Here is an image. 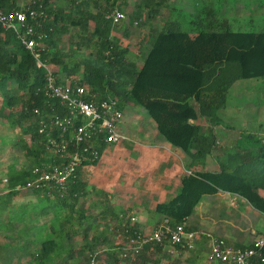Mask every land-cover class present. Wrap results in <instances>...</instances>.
I'll return each mask as SVG.
<instances>
[{"label": "trees", "instance_id": "trees-1", "mask_svg": "<svg viewBox=\"0 0 264 264\" xmlns=\"http://www.w3.org/2000/svg\"><path fill=\"white\" fill-rule=\"evenodd\" d=\"M167 4L168 0H141L128 14L133 26L149 28L136 44L141 65L130 44L113 36L125 19L113 22L108 17L116 8L125 12L127 0H0V10L38 11L41 27L37 29L46 34L41 58L54 75L89 87L98 102L115 101L122 114L129 106L144 107L158 133L191 154L194 162L215 154L216 114L226 107L231 87L241 79L264 77V31L228 29L209 2L193 20L197 33L183 30L178 20L164 21L157 28L153 20ZM123 32L132 34L129 27ZM66 34L72 45L68 49L61 45ZM46 83L47 70L37 65L14 31L0 24V119L9 123V130L20 128L28 160L22 168L0 161V184L8 181V191L0 193V258L16 255L25 264H90L97 255L96 264H164L166 259L168 264L182 260V264H199V248L189 250L183 259L187 250L181 245H171V254L165 252L167 240L146 245L135 257L123 256L126 240L117 232L130 234L142 226L127 224L120 229L123 212L105 200L88 203L91 187L82 173L85 166L97 163L108 145L103 140H95L98 154L78 167L64 188L53 184L43 190L24 188L31 170L62 160L47 157L45 135L39 132L43 120L51 127L54 117L67 114L66 106L45 95ZM199 116L209 123L207 135L197 123ZM218 163L216 169L186 173L178 194L155 205L159 221L168 219L194 230L189 219L205 196L219 191L244 197L264 214V196L259 192L264 190V138L240 141L239 149ZM97 207L100 214L90 212ZM252 236L251 243L236 247H254L256 235ZM252 261L264 264V247Z\"/></svg>", "mask_w": 264, "mask_h": 264}, {"label": "rangeland", "instance_id": "rangeland-1", "mask_svg": "<svg viewBox=\"0 0 264 264\" xmlns=\"http://www.w3.org/2000/svg\"><path fill=\"white\" fill-rule=\"evenodd\" d=\"M206 2L210 3L211 10L217 12L222 19H225L228 29L235 32L264 31V0H168V4L161 9L163 14L153 20L154 25L161 28L164 21L178 20L183 30L197 33L198 25L193 20L202 11ZM138 3H141V0H127L126 18L120 24L121 29L113 31V36L130 44L133 52L132 56L137 58L138 64L141 65L143 59L139 55H135L137 51L136 54L140 51L136 44L142 39L143 35L147 34L149 28L140 26V29L137 27L139 25L136 26L137 23L133 26L128 18V14L133 12L135 5ZM128 27L132 32L129 36L124 35L123 32ZM61 45L65 46L66 49L72 46L69 41V34L63 36ZM193 102L195 105L197 104L195 101ZM216 119L217 125L214 127V133L217 135V139L221 141L219 145L223 147V153L219 159H225L235 152L239 141L264 138V77L237 81L230 89L226 107L218 111ZM142 122L144 123L143 126ZM197 123L201 126L202 134L207 135L209 124L206 119L199 116ZM0 127V161L2 165L10 162L16 163L19 168L24 167L28 160L23 155L24 149L20 142L22 136L20 128H10L9 130V123L2 119H0ZM142 128L148 131L153 129L156 134L158 133L156 122L144 107H126L120 121L119 131L121 134L124 133L128 140H121L107 145L97 163L88 164L82 171L83 177L91 187L88 203L97 201V199L100 202L105 200L108 204L113 205L117 212H123L120 229L123 228L124 223L126 225L131 224L130 218L134 213L138 216H149L154 221L158 220L160 215L154 211L152 206L156 201L151 202V196H154L153 193L160 195L161 192L154 188L163 187L162 183H165L168 179V172L178 175L183 173L182 167L175 169V165L179 160L177 156L170 155L167 158L159 155L145 156L144 161L138 158L142 152L139 151L136 154L135 149L138 148V145L133 134L139 135ZM25 139L29 141V136ZM162 139L169 143L175 152H179L182 158L187 160V168L195 169L201 165H207L208 159H206V156L193 162L191 154L180 147L172 145L164 137ZM164 162L172 164L173 169L165 172ZM153 183L155 186L153 185L154 187L150 189ZM7 191V183L0 184V193ZM28 198L29 196L26 197V199ZM139 198L140 200H138ZM142 203L145 206L139 207ZM100 210L101 208L97 207L90 210V212L100 214ZM254 212L259 211L255 210ZM252 221L264 231V225L254 222L253 218ZM149 222L151 220L148 221V224ZM147 225L145 226L146 229L148 228ZM204 238L212 241L209 236L201 234L195 242V247L199 248L200 251L202 249L203 256H199L201 263H206L208 258V251L204 248L206 245L201 242ZM12 249L13 247H11V251ZM165 252L171 254L167 250ZM22 259L16 255H9L8 259L2 258L0 264H25ZM168 262L169 260L166 259L164 264H168Z\"/></svg>", "mask_w": 264, "mask_h": 264}, {"label": "built area", "instance_id": "built-area-1", "mask_svg": "<svg viewBox=\"0 0 264 264\" xmlns=\"http://www.w3.org/2000/svg\"><path fill=\"white\" fill-rule=\"evenodd\" d=\"M38 17H40L38 11L31 8L9 12L0 10L2 27L14 31L22 45L36 58L37 65L47 70L45 95L49 99L58 100L67 108L66 115L56 116L51 120V127H48L44 120L41 123L39 132L45 135V141L42 144L47 150V157L51 159L58 156L62 160L61 162L60 160L58 162L52 160V163L45 162L41 167L31 170V177L24 188L33 190H43L51 184L64 188L77 168L98 154L93 149L96 139L103 140L108 145L127 139L119 131V123L123 114L115 101L104 99L98 102L94 100L95 95L90 92L89 87L59 79L43 61L41 52L45 48L46 34L43 30L37 29L41 27L40 21H36ZM108 17L112 18L113 22H119L126 18V14L116 8L108 14ZM34 112L41 114L38 108H35ZM79 121L83 122L79 123ZM3 182L8 181L4 179ZM130 220L131 224L140 222L135 215ZM117 234L126 240L122 249L125 258L137 256L146 245L153 242L167 240L169 247L181 245L186 250H193L201 234L213 238L209 232L188 230L185 225H173L168 219L158 221L151 230L141 228L134 229L130 234L121 231ZM263 247L264 235L255 240L254 247L246 249L230 246L224 238H213L210 259L214 262L230 264H255L252 259L262 251ZM90 264H96L95 255L92 256Z\"/></svg>", "mask_w": 264, "mask_h": 264}, {"label": "crops", "instance_id": "crops-1", "mask_svg": "<svg viewBox=\"0 0 264 264\" xmlns=\"http://www.w3.org/2000/svg\"><path fill=\"white\" fill-rule=\"evenodd\" d=\"M143 124L144 123L142 122V126ZM133 137L137 140L135 141L138 145V148L135 149V152L136 154L139 153V151L142 152L140 153V157H138L139 159H142V161H144L145 156L159 155L165 158L169 157L170 155L177 156L179 160L175 165V169H178L179 167L183 168V173H180L179 175L173 172H168L173 169V165L164 162L166 168L165 172H168V179L165 183H162V188H154L155 190H159L158 192H161L159 193L160 195H158V193H153L154 196H151V202L156 201L155 204H152L154 209L158 202L169 201L172 199V197L178 194V192L181 190V180L183 176L186 173H191L193 169L187 168V160L182 158L179 152H175L172 146L165 142L160 134H156L153 129L148 131L147 129L142 128L139 135L133 134ZM126 140H128V138ZM239 142L238 145H236L238 147L237 149H239ZM220 143L221 141L218 140L215 151L216 155L208 154L206 156V159H208L207 165H201L195 169L219 168L218 160L223 153V147L219 145ZM153 185L155 186L153 183L150 189L154 187ZM259 192L264 196V190L260 189ZM138 200H140V198ZM143 206L145 205L142 203L139 207ZM255 210L256 209H254L244 197L227 191H219L215 195L205 196L204 200L197 209V212L189 219L188 224L196 231L211 233L213 238H224L227 240L230 246L236 247L240 245H248L252 242V235H256V239L259 238V236L264 235V231L258 227V224L255 225V223L252 221L253 218L254 222L264 225V214L261 212H254ZM134 215L140 219L139 223L143 229H146L145 226L147 225L148 221L151 220V222H149L147 225L148 228L146 230H151L154 224L159 221V219L154 221L149 216H138L136 213H134L132 216ZM210 238L212 241L207 238H204L201 241L204 243V245H206L204 248L206 251H208V258L206 263H201L198 257L197 260L199 264H219V262H214L210 259L211 245L213 243V238ZM255 238L253 240H256ZM164 250H167L171 253L174 251L173 247H169L167 245L165 246ZM188 251L189 250L183 253V259L188 256ZM201 251L199 250V256H203ZM1 259L2 256L0 260ZM24 260L25 259H22L23 263H25Z\"/></svg>", "mask_w": 264, "mask_h": 264}]
</instances>
